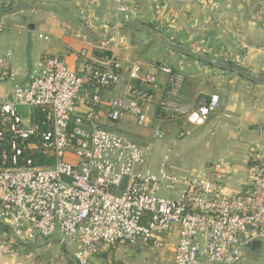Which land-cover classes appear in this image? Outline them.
Masks as SVG:
<instances>
[{
    "label": "built area",
    "instance_id": "obj_1",
    "mask_svg": "<svg viewBox=\"0 0 264 264\" xmlns=\"http://www.w3.org/2000/svg\"><path fill=\"white\" fill-rule=\"evenodd\" d=\"M115 3L129 20L130 0ZM78 64L73 70L45 54L35 69L22 71L11 52H0V86L9 85L0 94V253L60 233L61 245L74 246L75 263L90 264L120 243L167 249L177 234L172 264H241L245 249L264 242V146L251 151L248 181L233 194L222 191L214 166L180 177L170 173L165 156L152 170L148 147L117 124L127 117L150 122L159 140L167 117L205 125L221 108L220 95L192 108L162 100L151 117L160 84L154 75L134 65L122 88L116 55L82 49ZM159 69L176 95L183 76L166 63ZM110 89L120 93L101 106Z\"/></svg>",
    "mask_w": 264,
    "mask_h": 264
},
{
    "label": "crops",
    "instance_id": "obj_2",
    "mask_svg": "<svg viewBox=\"0 0 264 264\" xmlns=\"http://www.w3.org/2000/svg\"><path fill=\"white\" fill-rule=\"evenodd\" d=\"M129 6L131 18L125 20L116 13L115 0H0V52H11L22 71L35 69L45 54L61 57L73 70L82 49L114 54L124 77L139 65L143 75L159 81L151 117L162 100L192 108L219 94L221 108L203 126L188 123L184 116L165 118L164 137L150 136L154 141L147 166L157 170L168 156L170 173L191 177L212 165L224 193L240 192L250 175L249 150L264 146V0H130ZM25 26L31 41L36 34L44 42L39 41L36 55L21 67L16 65L20 57L12 53L19 45L13 34ZM161 63L183 76L176 95L159 69ZM8 89V84L1 85L0 94ZM118 93L106 90L101 106ZM123 121L124 128L134 123L131 117ZM138 126L152 133L150 122ZM176 240L177 234L171 235L169 248L163 250L120 243L103 250L95 264H172ZM263 246L260 252L245 249L241 264H264ZM64 250L69 252L68 244Z\"/></svg>",
    "mask_w": 264,
    "mask_h": 264
},
{
    "label": "rangeland",
    "instance_id": "obj_3",
    "mask_svg": "<svg viewBox=\"0 0 264 264\" xmlns=\"http://www.w3.org/2000/svg\"><path fill=\"white\" fill-rule=\"evenodd\" d=\"M26 28L27 27L25 26V29L22 32L15 30L13 34L14 40H19V45L16 46L14 44L15 49L11 51L13 53V57L15 58L17 56L20 57L21 62L17 63L16 65L21 67L24 66L23 63L30 61V57L36 55L35 52H37L36 48L39 44V41L44 42V40L38 38L36 34L33 40L31 41L30 36L26 31L28 29ZM37 31L35 33H37ZM38 60H35L34 63H37ZM132 119L134 120V123H132L128 127L124 128L123 127L125 126L124 121L123 122L121 121L117 124V128L119 129V131L124 132L126 135L136 140L142 146L150 147V144L152 143V141H154L150 137L152 135L151 130L145 127L140 128L142 126H138L136 119L135 118ZM253 148L249 150V155H248L249 158ZM208 166H212V165H208ZM61 237H62L61 234L57 233L56 239H48V240L39 239L37 240V242L34 243L31 242L26 244L20 243L17 245V249L14 254L7 255L0 253V264H76L72 256L74 251V246L72 244L67 243L69 252L64 250V247H62L59 244V239ZM125 246L127 248H130L131 245H125ZM263 252H264V246L261 253ZM95 262L98 263L97 258L94 259L92 264H95Z\"/></svg>",
    "mask_w": 264,
    "mask_h": 264
},
{
    "label": "water",
    "instance_id": "obj_4",
    "mask_svg": "<svg viewBox=\"0 0 264 264\" xmlns=\"http://www.w3.org/2000/svg\"><path fill=\"white\" fill-rule=\"evenodd\" d=\"M127 82H128V79L125 77V78L123 79V85H122L123 88L125 87V85H126ZM261 248H262V242H260V241H255V242L252 244V247H251V249H252L253 251H255V252H260V251H261Z\"/></svg>",
    "mask_w": 264,
    "mask_h": 264
},
{
    "label": "trees",
    "instance_id": "obj_5",
    "mask_svg": "<svg viewBox=\"0 0 264 264\" xmlns=\"http://www.w3.org/2000/svg\"><path fill=\"white\" fill-rule=\"evenodd\" d=\"M97 54V53H96ZM98 56H104V55H110L109 53H101V54H97ZM158 113V111H157ZM42 163H46L45 161H43Z\"/></svg>",
    "mask_w": 264,
    "mask_h": 264
}]
</instances>
